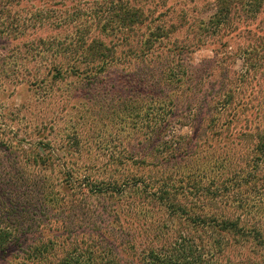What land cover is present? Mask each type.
<instances>
[{
	"label": "trees",
	"instance_id": "16d2710c",
	"mask_svg": "<svg viewBox=\"0 0 264 264\" xmlns=\"http://www.w3.org/2000/svg\"><path fill=\"white\" fill-rule=\"evenodd\" d=\"M92 1L83 14L79 0H0V39L34 36L12 56L17 74L31 64L16 81L45 99L68 78L94 93L110 87L115 65L131 66L126 101L143 111L147 133L96 158H85L80 134L0 138V264H264V131L236 128L255 107L256 47L241 48L244 73L225 63L226 42L241 33L264 39V0H209L192 41L170 38L185 16L164 23L179 0L151 1L154 10L147 0ZM144 25L147 37L133 43ZM221 33V51L188 63L186 54ZM210 67L209 84L201 73ZM185 126L189 135L174 134Z\"/></svg>",
	"mask_w": 264,
	"mask_h": 264
},
{
	"label": "rangeland",
	"instance_id": "374dc122",
	"mask_svg": "<svg viewBox=\"0 0 264 264\" xmlns=\"http://www.w3.org/2000/svg\"><path fill=\"white\" fill-rule=\"evenodd\" d=\"M151 1L155 2L154 0H147L148 3H144V6L150 10H154ZM172 1L176 0H168L170 3ZM91 2L93 1L79 0L80 5L78 7L82 9L83 14H89L88 12L92 6ZM179 2L166 13V17H163L164 23L166 25H176L179 21L177 15L181 14L185 16V20L182 21L185 24L184 28L171 33L170 38L171 40L176 38L177 40L192 41L196 38L194 22L202 19L203 16L208 17L207 8H210L208 4L209 0H179ZM157 9V12L165 13L162 12L164 9ZM155 14L156 11L154 16ZM261 17L263 18L260 19ZM257 19H260L262 25L264 24V7ZM207 27H210V25H207ZM148 28L150 27H146V25L138 26L135 29L134 35H132L133 43L136 40L145 39L149 32ZM39 31H41L40 33L43 37L55 34L49 30ZM57 34L62 36L64 32L60 30ZM92 34L97 37L101 36L96 30H93ZM246 35V33H241L236 37V40L232 39L226 42L227 50L232 51V54L228 60H225V63L236 74L244 73L247 66L246 58L248 56L242 52V49L256 47V55L252 57V62L260 67L256 68L254 73L255 79L253 85L256 83L254 90L257 91L254 94L255 100L253 105L255 107L253 109L251 106L250 109L241 111L236 124V128L238 127L239 130L240 127L242 128L245 125L243 128H246V134H256L257 131H264V57L262 58L264 51L261 49L264 48V39H258L257 37L249 39ZM32 37L34 36L31 35L23 39L14 40L0 39L1 139L12 138L14 140L35 142L38 134H52V138L59 141L61 138L63 139L64 134H80L89 141L84 146L83 155L86 156L85 158H96L98 154L109 153L114 150L119 151L124 144L128 142L135 143L136 140L140 139L141 134L147 133L141 127L143 111H140L138 104H128L126 101V96L129 93L127 87V79H129L128 71L131 70V66L115 65L109 74L108 84L110 87L99 86L94 90V93H91L86 88L82 89L81 85H73L72 79L68 78L65 81L57 83L53 94L45 99L41 97L43 92L39 88L35 90V88L25 83L17 82V75L19 74L20 76V74L28 73L31 64L24 63L25 70L27 71L23 72L21 70L17 74L12 56L16 53L15 50L19 44H30ZM100 38L105 43L111 40L109 36H101ZM208 38L207 35V42L213 39V44L209 45L207 43L197 50H192V52L186 54L188 57L186 59H189L187 61L190 65L207 63L214 57L215 50H222L220 49L221 45L225 43L227 37L226 34L221 33L218 37ZM12 51L13 54H11ZM170 64L173 67L174 61L172 60ZM207 66L208 64L205 65V67ZM201 75L203 77L202 80L209 84L217 79L216 70H213L211 67L201 73ZM231 75L228 74L227 77L232 79L233 76ZM79 89L81 90L79 91ZM74 93L80 97L72 99L71 96ZM87 94L93 96L90 102L87 101ZM103 101L106 106L99 108L100 104H103ZM222 121L220 122L222 123ZM222 131L221 134H224ZM174 134L189 135L190 131L187 126L179 127ZM25 147L30 148L28 144ZM192 159L194 160L193 167H196V169L204 167L201 161H199L200 154H197ZM212 172L214 171L212 170Z\"/></svg>",
	"mask_w": 264,
	"mask_h": 264
}]
</instances>
